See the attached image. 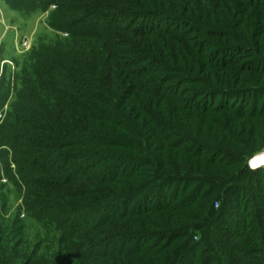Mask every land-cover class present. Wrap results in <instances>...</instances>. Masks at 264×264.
<instances>
[{
  "label": "trees",
  "instance_id": "obj_1",
  "mask_svg": "<svg viewBox=\"0 0 264 264\" xmlns=\"http://www.w3.org/2000/svg\"><path fill=\"white\" fill-rule=\"evenodd\" d=\"M0 1L65 36L0 76V264H264V0Z\"/></svg>",
  "mask_w": 264,
  "mask_h": 264
},
{
  "label": "rangeland",
  "instance_id": "obj_2",
  "mask_svg": "<svg viewBox=\"0 0 264 264\" xmlns=\"http://www.w3.org/2000/svg\"><path fill=\"white\" fill-rule=\"evenodd\" d=\"M47 17V12L23 17L11 11L0 1V76L3 71L11 75L15 72L19 74L22 66L29 67L30 53L33 49L54 43L57 37L64 39L65 36H62L64 34L54 32L48 27ZM261 155L264 156V152ZM7 196L6 217L0 211V219L5 217L11 222L17 214L23 212L20 211L21 199L17 197L13 189H9ZM20 217L26 227L28 245L40 246L39 253L50 257L59 253V234L53 227L41 226L36 221L23 217L22 214Z\"/></svg>",
  "mask_w": 264,
  "mask_h": 264
},
{
  "label": "water",
  "instance_id": "obj_3",
  "mask_svg": "<svg viewBox=\"0 0 264 264\" xmlns=\"http://www.w3.org/2000/svg\"><path fill=\"white\" fill-rule=\"evenodd\" d=\"M260 154H262V153H260ZM260 154H258V155H256V156H254L253 158L260 156ZM253 158H252V159H253ZM252 159H251V160H249V162H248V164H247V165H248V167H249L250 169H251V166H252V165H251V161H252Z\"/></svg>",
  "mask_w": 264,
  "mask_h": 264
},
{
  "label": "bare ground",
  "instance_id": "obj_4",
  "mask_svg": "<svg viewBox=\"0 0 264 264\" xmlns=\"http://www.w3.org/2000/svg\"><path fill=\"white\" fill-rule=\"evenodd\" d=\"M255 158H256V157H255ZM253 159H254V158H253ZM251 168H253V169H254V168H257V167L251 166Z\"/></svg>",
  "mask_w": 264,
  "mask_h": 264
}]
</instances>
